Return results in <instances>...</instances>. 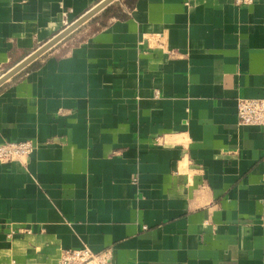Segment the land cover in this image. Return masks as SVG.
Listing matches in <instances>:
<instances>
[{"label":"crops","instance_id":"obj_1","mask_svg":"<svg viewBox=\"0 0 264 264\" xmlns=\"http://www.w3.org/2000/svg\"><path fill=\"white\" fill-rule=\"evenodd\" d=\"M100 1L0 0V76ZM110 4L0 85V143L35 144L0 163V264H264V125L236 114L264 0Z\"/></svg>","mask_w":264,"mask_h":264},{"label":"built area","instance_id":"obj_2","mask_svg":"<svg viewBox=\"0 0 264 264\" xmlns=\"http://www.w3.org/2000/svg\"><path fill=\"white\" fill-rule=\"evenodd\" d=\"M246 0H237V2ZM155 43L159 41L155 39ZM237 119L240 125H264V98H239L237 100ZM32 140L3 141L0 143V163H8L25 159L33 150ZM30 233V230H25ZM12 230L10 234H14ZM110 264L109 251L94 253L84 245L78 249L62 250L58 264Z\"/></svg>","mask_w":264,"mask_h":264},{"label":"water","instance_id":"obj_3","mask_svg":"<svg viewBox=\"0 0 264 264\" xmlns=\"http://www.w3.org/2000/svg\"><path fill=\"white\" fill-rule=\"evenodd\" d=\"M113 1L114 0H101L100 2L95 4L93 7L88 9L86 12L81 14L78 18H76L74 21H72L70 24L64 27L61 31H59L55 36L50 38L48 41L43 43L36 50H34L32 53H30L28 56L22 59L20 62H18L13 67H11L9 70H7L5 73H3L0 76V85L3 82H5L7 79H9L10 77L15 75L18 71L23 69L27 64L32 62L34 59H36L37 57L45 53L47 50L53 47L56 43H58L63 38H65L69 33H71L73 30L78 28L81 24H83L85 21L93 17L96 13H98L100 10H102L104 7H106Z\"/></svg>","mask_w":264,"mask_h":264},{"label":"trees","instance_id":"obj_4","mask_svg":"<svg viewBox=\"0 0 264 264\" xmlns=\"http://www.w3.org/2000/svg\"><path fill=\"white\" fill-rule=\"evenodd\" d=\"M110 7H112V4H110L106 9H110ZM115 15H116V13H115Z\"/></svg>","mask_w":264,"mask_h":264},{"label":"rangeland","instance_id":"obj_5","mask_svg":"<svg viewBox=\"0 0 264 264\" xmlns=\"http://www.w3.org/2000/svg\"><path fill=\"white\" fill-rule=\"evenodd\" d=\"M83 264H85V263H83Z\"/></svg>","mask_w":264,"mask_h":264}]
</instances>
